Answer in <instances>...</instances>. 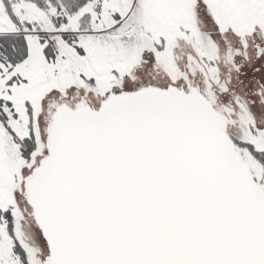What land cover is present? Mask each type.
<instances>
[{"label":"snow or ice","instance_id":"snow-or-ice-1","mask_svg":"<svg viewBox=\"0 0 264 264\" xmlns=\"http://www.w3.org/2000/svg\"><path fill=\"white\" fill-rule=\"evenodd\" d=\"M0 264H264V0H0Z\"/></svg>","mask_w":264,"mask_h":264}]
</instances>
